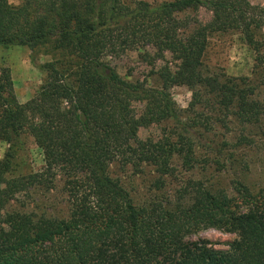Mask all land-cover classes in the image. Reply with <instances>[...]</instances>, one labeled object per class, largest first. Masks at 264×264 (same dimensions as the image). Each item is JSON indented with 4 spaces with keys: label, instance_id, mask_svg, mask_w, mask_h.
I'll list each match as a JSON object with an SVG mask.
<instances>
[{
    "label": "trees",
    "instance_id": "obj_1",
    "mask_svg": "<svg viewBox=\"0 0 264 264\" xmlns=\"http://www.w3.org/2000/svg\"><path fill=\"white\" fill-rule=\"evenodd\" d=\"M199 9L213 14L209 24L181 16ZM263 29L264 7L249 0H23L18 6L0 0V47L49 48L54 57L41 65L33 59L46 79L25 104L11 70L0 71V142L10 147L0 161V264H264V190L254 194L236 181L229 196L188 180L175 204L138 207L110 174L114 164L152 166L161 190L177 176L175 157L193 169L196 148L184 136L139 138L141 129L163 121L183 125L170 93L175 86L193 91L192 106L206 104L203 89L241 124L259 123L264 102L256 88L205 75L203 59L212 33L234 30L263 72L264 40L257 36ZM133 52L152 68L159 88L120 76L114 61ZM27 137L42 150L45 167L10 179L11 151ZM57 176L64 179L67 218L35 212L5 218L18 194L52 190ZM207 229L235 239L225 250L187 240Z\"/></svg>",
    "mask_w": 264,
    "mask_h": 264
},
{
    "label": "rangeland",
    "instance_id": "obj_2",
    "mask_svg": "<svg viewBox=\"0 0 264 264\" xmlns=\"http://www.w3.org/2000/svg\"><path fill=\"white\" fill-rule=\"evenodd\" d=\"M151 5L174 0H143ZM18 6L23 0H9ZM254 6L264 7V0H249ZM190 16L202 25L209 24L213 14L206 9L191 11L181 16ZM258 39L264 40V29L258 33ZM140 52L129 53L120 61H114L120 76L126 81L144 82L148 87L159 88L160 80L152 75V68L140 59ZM257 54L246 43L244 36L234 30L212 33L203 59V72L207 76L217 77L243 87H255L257 100L264 102V71L257 69ZM46 64L54 59L50 49L35 52L29 48L0 47V71L11 70L15 94L20 103L31 100L44 84L46 75L34 64ZM170 59V56H167ZM162 65V64H161ZM183 125L172 120L143 128L139 132L141 140L154 141L170 139L178 141L180 136L195 145L193 169L187 171L179 157L173 159L176 178L166 180L163 189L155 188L158 175L152 166L145 165L140 170L132 166L123 167L114 164L110 168L113 178L120 180L138 207L151 203L168 201L175 204L182 183L188 180L201 181L212 191L223 190L233 196L234 183L240 182L252 193L264 190V117L259 123L241 124L230 112L216 104L219 98L204 92L206 104L192 106L193 91L186 86H175L170 90ZM140 112L142 106H137ZM9 145L0 142V161L4 160ZM12 168L10 179L41 173L45 167L42 150L33 139L25 138L23 145L11 151ZM56 186L52 190L33 187L18 194L8 205L4 216L9 219L15 212H35L39 215L64 219L68 217L67 197L63 191L64 179L56 177ZM173 209V206H171ZM235 236L216 229L202 230L187 238L188 241L206 240L218 250L228 249Z\"/></svg>",
    "mask_w": 264,
    "mask_h": 264
}]
</instances>
